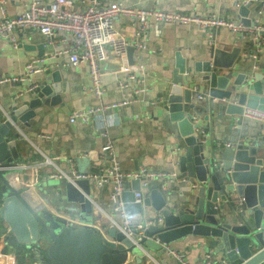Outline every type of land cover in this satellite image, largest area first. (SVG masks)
<instances>
[{"label": "water", "instance_id": "obj_1", "mask_svg": "<svg viewBox=\"0 0 264 264\" xmlns=\"http://www.w3.org/2000/svg\"><path fill=\"white\" fill-rule=\"evenodd\" d=\"M233 3L239 19L252 24L254 2ZM37 49L39 55L45 54L42 43ZM133 50L129 46L128 54ZM236 50L225 62L219 59L218 48H212L206 58L174 52L173 75L160 102L184 143L176 172L188 187L180 200L173 202L158 188H150L142 202H135L134 193L140 189V178H135L131 189L122 195L128 214H140L151 207L152 213L163 217L161 223L147 227L139 241L147 254L153 249L163 252L161 242L169 244L194 235L203 238L198 242L215 260L218 255L228 264L264 261V129L261 125L249 128V120L243 116L246 107L264 110V71L261 65L236 69L240 49ZM37 77L27 90L11 96L9 105L0 107V216L8 226L4 242L30 246L48 234L45 252L49 264H125L131 255L136 263L145 264L146 253L116 226L107 227L102 234L91 225L100 216L93 213L89 178L60 181L32 177L22 165L19 122L27 125L36 116V107L62 101L58 69L49 67ZM197 91L203 92L204 98H198ZM203 113L204 118L216 115L220 123L226 122L222 124L227 133L213 146L202 141L207 125L197 118ZM225 115L230 121L224 120ZM78 171L88 170L82 167ZM58 185L67 202L76 205L80 223H67L48 209L51 197L58 195L52 188Z\"/></svg>", "mask_w": 264, "mask_h": 264}, {"label": "crops", "instance_id": "obj_2", "mask_svg": "<svg viewBox=\"0 0 264 264\" xmlns=\"http://www.w3.org/2000/svg\"><path fill=\"white\" fill-rule=\"evenodd\" d=\"M29 0H0L8 15H16L27 8ZM75 4H80L87 0H73ZM119 1L125 5H134L141 8H158L167 11L197 12L201 14L217 13L235 21L240 20L237 6L234 0H106ZM263 8L261 22L264 24V7L262 2H254L251 6V17H254L257 9ZM1 18V13H0ZM135 19L127 15H118L114 19L115 29L124 35L128 42L123 52L115 53L111 46L107 45L103 57L100 61L101 81L103 87L102 100L111 102L119 100L124 96L133 94L130 87L121 88L120 82L127 77L130 71L135 75L143 73L148 85V91L141 96L134 95L135 99L126 105L112 108L104 114H96L93 119L86 123L70 122L69 114L77 109L93 105L97 99L89 89L90 78L87 63H71L68 61V54L52 56L53 53L63 49L66 42L62 38L71 36L65 32H58L53 39L46 37L38 30L24 28L21 31H14L13 36L18 40L16 46L11 45L6 38L0 37V107L10 104L11 96L18 95L25 91L38 78L37 74L51 67V70L58 69L62 80V101L56 104L41 105L35 108L36 116L29 120V124L24 125L19 122L21 134L18 146L22 151L24 161L30 159L38 163L43 159L41 152L57 157L56 166H46L41 168L40 175L48 177V173L57 170L56 167L65 171H70L67 162L68 157H72L76 162V168L92 170L104 163L101 158V145L103 136L99 133L104 129L111 136L114 143L116 158L124 170H133L141 166L151 169L163 170L165 172H176V160L178 153L184 148V143L179 135L176 126L166 118V113L161 105V92L167 86L168 79L172 77L174 71V52L180 50L184 56H195L196 58H206L212 48L220 50L219 59L227 61L232 54L240 49L239 62L236 69L240 67L257 68L263 67L264 71V47L259 52L257 59L250 55H242L241 47L244 43L237 39V34L227 28H220L216 32V41L211 45L203 30L194 23L178 22H153L150 23L144 34L138 40L144 47L135 45ZM43 44L45 52L49 58H45L40 65L41 70L29 76L26 81L13 80V77L24 76L26 64L34 58L42 57L38 54L37 46ZM134 47L131 55L127 48ZM234 58V57H233ZM232 60V59H231ZM238 60V59H237ZM240 66V67H239ZM195 88H197L195 86ZM203 113L197 118L202 124H206L205 139L208 145L213 146L227 132L224 122H219V118L209 115L204 118ZM224 120L230 119L225 115ZM92 120V121H91ZM249 120V128L258 126L255 120ZM230 121V120H229ZM40 133L49 134V138L39 136ZM27 171H30L28 168ZM167 181L166 188L161 186ZM131 180L127 181V189H131ZM186 180L183 177L175 179H149V186L143 188V192L148 193L150 188H158L165 192L169 201L180 200L182 191L187 189ZM60 191L57 196H52L47 204L54 214L64 217L67 223L77 217L76 205L67 203L64 192L58 186L52 188ZM96 192V191H95ZM111 186L105 185L99 192L93 193V213L99 215V224L108 221L109 216L119 217L116 211L112 210V200L110 197ZM44 199V198H43ZM44 201V200H43ZM153 208H148L140 216H147L153 212ZM8 226L0 216V264H16V250L19 245L26 247L21 249L25 254L29 246L25 243L16 242L9 246L4 242V233ZM202 237L188 235L181 239L172 241L169 246L183 252L192 264H202L205 249L198 241ZM41 248H45L49 238L44 237L39 240ZM21 243V244H20ZM23 248V247H22ZM146 248V247H145ZM149 255V256H148ZM145 258V264H177L176 259L166 250L159 252L153 249L151 254ZM215 258L220 256L215 255ZM214 259V258H213ZM238 260L232 264H238ZM125 264H139L131 255Z\"/></svg>", "mask_w": 264, "mask_h": 264}, {"label": "built area", "instance_id": "obj_3", "mask_svg": "<svg viewBox=\"0 0 264 264\" xmlns=\"http://www.w3.org/2000/svg\"><path fill=\"white\" fill-rule=\"evenodd\" d=\"M239 2H262L264 0H237ZM0 4V37L6 38L11 45L16 46L18 40L13 36L14 31H21L24 28L38 30L46 37L53 39L58 32H65L71 36L70 43L68 38L61 40L66 42V46L53 53L52 56L59 54H68L66 64L85 62L89 70L90 86L89 89L95 95L97 102L93 105L77 109L69 114L70 122L86 123L88 120L100 113L104 114L112 108L129 103L134 95L141 96L148 91V85L143 73L135 75L133 71L127 74V77L120 82L121 88L130 87L133 94L124 96L119 100L104 102L102 100L103 87L101 81L100 61L103 57L104 50L107 45L111 46L115 53L123 52L126 49L127 41L124 35H121L114 26V19L118 15H127L135 19V45L144 47V44L138 40L141 34H144L153 22H178V23H194L198 25L204 32L211 45L215 44L216 32L220 28H227L237 34V39L244 43V49L241 47L242 55H250L257 59L259 52L264 47V24L261 22L263 8H258L255 16L252 18V24L246 25L241 20L235 21L226 18L217 13L201 14L197 12H179L167 11L158 8H141L134 5H125L119 1L106 0H87L80 4H75L73 0H29L27 8L16 15H8ZM45 53L42 57L34 58L26 64L24 76L13 77V80L26 81L29 76L41 70L40 63L43 59L49 58ZM39 62V64H38ZM264 87V84H263ZM197 90V88H195ZM203 92L197 91L198 98H204ZM136 100V99H135ZM244 118L255 120L257 125H261L264 129V110L258 108L246 107L243 111ZM92 121V120H91ZM99 133L104 140L101 145V158L104 163L99 167L87 172H80L76 168V162L72 157L67 158L70 171H65L58 167L48 173V177L58 179L60 181H74L77 178H89L91 180L92 192H99L105 185L111 186L112 210L116 211L119 217L109 216L108 221L99 224L95 220L91 225L105 233V229L110 226H116L124 235L129 238L132 243L138 245L145 253L147 250L139 241L145 235V229L157 222L161 223L163 217L158 213H151L147 216L138 214H128L124 208L122 198L123 192L127 189V181L140 178V189L134 193V201L142 202L145 197L143 188L149 186V179H175L179 178L177 172H165L163 170L151 169L146 166L138 167L133 170H124L121 168L115 152L114 143L111 136L104 129H100ZM205 134V132H204ZM39 136L49 138L50 135L40 133ZM205 141V138H202ZM43 159L38 163H32L30 159L22 162L23 166L30 168L29 173L32 177L40 175V170L46 166H56V158L49 156L43 152ZM167 181L161 186L166 188ZM96 191V192H95ZM57 194L60 191H55ZM71 223H80L78 217L71 219ZM159 241L158 239H156ZM163 249L172 255L177 264H192L186 255L169 246L168 243L161 242ZM149 256V255H148ZM27 264H48L42 249L38 244H32L27 250ZM202 264H228L227 260L213 259V255L209 252L205 253ZM264 264V261L259 262Z\"/></svg>", "mask_w": 264, "mask_h": 264}, {"label": "trees", "instance_id": "obj_4", "mask_svg": "<svg viewBox=\"0 0 264 264\" xmlns=\"http://www.w3.org/2000/svg\"><path fill=\"white\" fill-rule=\"evenodd\" d=\"M25 247H26L25 245H19L18 247L19 250L18 251L16 250V257H15L16 264H27V257H26L27 251L25 252V254L21 253L22 252L21 249L24 250ZM42 253L45 256L47 263L49 264V260L47 259L45 255V251H43V249H42Z\"/></svg>", "mask_w": 264, "mask_h": 264}, {"label": "rangeland", "instance_id": "obj_5", "mask_svg": "<svg viewBox=\"0 0 264 264\" xmlns=\"http://www.w3.org/2000/svg\"><path fill=\"white\" fill-rule=\"evenodd\" d=\"M68 203V202H67ZM69 204H71L72 205V203H69ZM74 204V203H73ZM42 236H44V237H47L48 236V234H45V235H42ZM44 237H42V238H44ZM49 243V242H48ZM41 242L40 241H38V245H40L41 246ZM48 245V244H47ZM46 245V246H47ZM46 246H45V248H46ZM45 248H43V251H45ZM45 255H46V252H45ZM46 257H47V255H46ZM47 259H48V257H47ZM49 260V259H48Z\"/></svg>", "mask_w": 264, "mask_h": 264}]
</instances>
